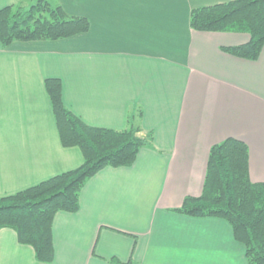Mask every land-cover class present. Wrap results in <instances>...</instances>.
I'll use <instances>...</instances> for the list:
<instances>
[{
  "label": "crops",
  "instance_id": "crops-1",
  "mask_svg": "<svg viewBox=\"0 0 264 264\" xmlns=\"http://www.w3.org/2000/svg\"><path fill=\"white\" fill-rule=\"evenodd\" d=\"M24 1V2H23ZM27 0H0V10ZM85 18L88 32L52 42L0 44V198L78 168L61 147L46 79L94 128L150 138L131 167L105 168L80 191L79 210L53 219L51 264H246L218 219L173 213L199 197L210 149H248L249 179L264 183V47L256 61L222 51L246 34L197 32L194 9L234 0H46ZM0 264H41L0 230Z\"/></svg>",
  "mask_w": 264,
  "mask_h": 264
},
{
  "label": "trees",
  "instance_id": "trees-1",
  "mask_svg": "<svg viewBox=\"0 0 264 264\" xmlns=\"http://www.w3.org/2000/svg\"><path fill=\"white\" fill-rule=\"evenodd\" d=\"M24 2V1H23ZM0 10V44L52 42L82 35L89 30L85 18L68 16L46 0H36ZM189 26L197 32L246 34V44L223 48L239 59L256 61L264 47V0H234L194 9ZM49 99L61 147L77 148L82 164L30 188L0 198V230L10 229L21 245L32 248L38 263L51 264L54 258L53 219L57 213L79 210L80 191L86 182L105 168H128L150 138L137 137L138 128L115 131L94 128L73 115L62 100L59 79H46ZM173 213L226 222L235 242L244 248L246 264H264V183L249 179L247 146L227 139L210 149L202 193L186 197ZM111 264L121 263L111 259Z\"/></svg>",
  "mask_w": 264,
  "mask_h": 264
},
{
  "label": "rangeland",
  "instance_id": "rangeland-1",
  "mask_svg": "<svg viewBox=\"0 0 264 264\" xmlns=\"http://www.w3.org/2000/svg\"><path fill=\"white\" fill-rule=\"evenodd\" d=\"M35 1H36V0H27V1H26V4H25L26 7H29V6H31L32 4H34Z\"/></svg>",
  "mask_w": 264,
  "mask_h": 264
}]
</instances>
